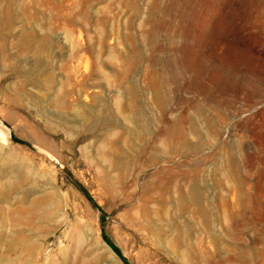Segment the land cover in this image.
<instances>
[{
  "label": "rangeland",
  "instance_id": "1",
  "mask_svg": "<svg viewBox=\"0 0 264 264\" xmlns=\"http://www.w3.org/2000/svg\"><path fill=\"white\" fill-rule=\"evenodd\" d=\"M0 264H264V0H0Z\"/></svg>",
  "mask_w": 264,
  "mask_h": 264
},
{
  "label": "water",
  "instance_id": "2",
  "mask_svg": "<svg viewBox=\"0 0 264 264\" xmlns=\"http://www.w3.org/2000/svg\"><path fill=\"white\" fill-rule=\"evenodd\" d=\"M56 161H58L57 159H55Z\"/></svg>",
  "mask_w": 264,
  "mask_h": 264
},
{
  "label": "bare ground",
  "instance_id": "3",
  "mask_svg": "<svg viewBox=\"0 0 264 264\" xmlns=\"http://www.w3.org/2000/svg\"><path fill=\"white\" fill-rule=\"evenodd\" d=\"M2 132V131H1Z\"/></svg>",
  "mask_w": 264,
  "mask_h": 264
}]
</instances>
